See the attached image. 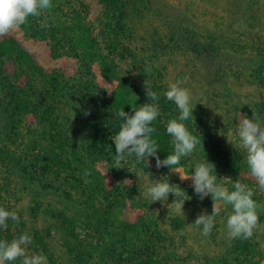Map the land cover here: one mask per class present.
<instances>
[{"label": "rangeland", "instance_id": "rangeland-1", "mask_svg": "<svg viewBox=\"0 0 264 264\" xmlns=\"http://www.w3.org/2000/svg\"><path fill=\"white\" fill-rule=\"evenodd\" d=\"M143 2L140 7L144 10L143 16H147L141 25L138 24V29L146 33H143V38L137 37L134 47L137 46L141 52L142 47L148 43L162 42L165 45V52H158L159 57L154 58V65L150 68L155 73L153 78L158 81L157 84H165L164 93L168 85L174 82L190 89L194 111L185 123L186 126L195 125L203 133L199 134L201 144L196 151L182 159L174 171L191 175L196 163L208 160L214 164L217 175L223 178L222 182L230 189L236 180L247 183L256 189L254 199L264 205V193L259 192L249 175L244 151L229 143L227 138L231 132L233 143H238L236 127L239 119L243 115L252 118L253 109L264 120V0ZM105 3V0H65V8H75L78 15L83 16L85 10L88 21L99 31L102 27L99 20L103 18ZM149 19L152 22L149 23ZM148 29L151 31L149 35ZM0 38L17 39L35 64L47 73L61 70L70 76L78 67L76 58L68 55L55 57L46 41L28 36L22 28ZM121 65L125 75L135 82L141 81L142 77L133 68ZM93 70L100 86L112 90L117 85L101 75V68L97 64ZM135 101L143 105L147 103V98L137 96ZM160 108L161 115L153 124L165 125V136L169 140L171 153L172 137L168 135L166 127L169 120L177 118L179 111L175 109L178 114L165 120L168 114L162 112L163 107ZM12 121L10 124L7 121L5 133H0V136L6 134L4 141L0 138V150L10 148L23 154L22 150L26 146L34 148L36 141L30 136L34 128H29L28 122L22 118ZM19 156L24 158V155ZM95 157H83L84 170L78 168L71 171V167H78L77 162L72 161L69 167V163L64 162L65 158L57 155L55 158L58 162H64L59 169L69 167V172L63 171L60 178H57V173L39 176V182L29 184L26 188L14 172V167L0 160V206L17 212L20 217L18 224L8 221L7 231L0 229V239L10 241L28 232L33 237L32 244L28 246L29 253H43L47 257V264H69L67 256L73 252L66 244L76 246L77 243L68 232L75 231L78 240H83L82 249L89 248L87 245L90 240H98L96 231L87 229L84 225L86 221L81 223L78 220L80 211L91 212L90 204L98 201L103 210L108 204L113 205L110 215L116 224H133L143 217L153 218L155 226L152 231L163 235L161 239L149 237L146 235L148 233H143L141 237L137 233L128 234L125 236V244H114L115 250L106 257L104 264H264V229L255 232L248 240L228 239L225 222L230 206L221 203V213L212 233L209 236L201 235L193 223L199 213L206 211L211 214L213 201L210 195L201 200L192 187L191 179L181 180L180 174L171 171L169 167L157 169L156 162L151 164V160L150 167L146 169L144 163L135 164V157H130L123 165L127 166V170L122 168L121 171H115L112 160H96ZM44 159L41 158L42 162ZM85 169L93 171L92 175L85 177ZM72 172L78 178L81 177L83 185L79 186L73 179H69L68 175ZM165 175L169 177L170 183L178 184L185 196H189L183 212L175 205L169 208L168 205L175 200L174 194H169L167 203L158 201L152 204L140 194L150 179L157 180ZM100 178L104 188L97 195L93 191ZM46 182L56 185L55 188L61 187V192L44 188L43 183ZM91 182L95 183L92 187L89 184ZM118 186L129 191L131 199L124 198L128 195L124 193L125 190L120 191ZM36 191L39 194L34 195V201L31 202V193ZM65 192L70 193L73 200ZM259 216L261 225H264V211H260ZM145 240L156 251L155 257L152 253H141L138 259L136 256L134 258L133 247L142 250L147 248Z\"/></svg>", "mask_w": 264, "mask_h": 264}, {"label": "trees", "instance_id": "trees-1", "mask_svg": "<svg viewBox=\"0 0 264 264\" xmlns=\"http://www.w3.org/2000/svg\"><path fill=\"white\" fill-rule=\"evenodd\" d=\"M105 2L103 18L99 20L102 25L99 31L88 21L85 10L84 16L78 15L75 8L67 10L65 0H52V8L41 17H30L28 24L22 27L28 36L46 41L55 57L68 55L77 59L78 67L70 76L61 70L47 73L35 64L17 39L0 38V133H5L4 126L7 127V121L10 124L11 120L16 122V118H22L28 122L29 128H34L29 135L36 141L34 148L26 146L22 150L23 154L10 148L0 150V160L14 167V172L22 179L21 184L24 187L39 182V176L57 173V178H60L63 171L69 172L72 161L77 162L78 167H71V171L78 168L84 170L85 163L82 159L86 156H96V160H112L115 155L112 137L120 130L123 122L117 113L124 110L134 114L132 105H141L135 101L137 96H144L147 103L149 102L145 92L146 80L159 95L162 112L168 114L165 120L178 114L176 105L164 96L165 84H157L158 81L153 78L155 73L150 69L154 65V58L159 57L158 52H165V45L162 42L148 43L142 47L141 52L137 46L134 47L137 37L143 38V33H146L138 29L147 16H143L144 10L140 7L144 4L143 0ZM41 23H46L48 27L42 28ZM150 33L148 29L147 35ZM95 64L101 68V75L108 82L117 83L112 90L98 84L93 70ZM121 64L133 68L142 77L141 81L135 82L125 75ZM154 127L156 132L153 133V139L160 148V158L164 159L171 149L165 136V125ZM187 127L198 138L199 134H203L195 125ZM2 136L0 138L4 141L6 134ZM19 155H24V158ZM57 155H62L69 167L59 169L64 162L59 163L55 158ZM41 158H45L43 162ZM150 160L151 164L156 162L154 157L149 158ZM144 165L146 169L149 168L147 161ZM123 168L127 170V166ZM68 176L79 186L84 184L81 177L78 178L73 172ZM93 179L96 180L94 176ZM100 179L93 191L97 195L104 188V182ZM43 184L44 188H51L55 192L62 190L48 182ZM89 184L92 187L95 183ZM118 189L125 190L121 186ZM124 193L128 195L124 198L131 199L129 191L125 190ZM31 194L32 202L33 196L39 193L36 191ZM66 194L73 200L70 193L65 192ZM82 195H85L84 191ZM112 206L108 204L103 210L98 201H95L89 206L91 212L78 213V220L81 223L86 221L84 225L87 229L96 231L98 240H90L87 245L89 248L82 249L83 240H78L75 231L68 232L77 243L76 246L66 244L67 248H71V253L73 252L71 256H67L70 259L69 264H104L106 257L115 250V245L127 242L125 236L128 234L137 233L141 237L143 233H148L146 235L149 237L163 238L161 232L152 231L155 226L153 218L143 217L133 224H116L110 215ZM148 242L145 240L147 248L143 250L134 246L133 257L138 259V254L141 253H152L155 257L156 251Z\"/></svg>", "mask_w": 264, "mask_h": 264}, {"label": "clouds", "instance_id": "clouds-1", "mask_svg": "<svg viewBox=\"0 0 264 264\" xmlns=\"http://www.w3.org/2000/svg\"><path fill=\"white\" fill-rule=\"evenodd\" d=\"M52 6V0H0V37L21 29L28 24L30 17H41ZM41 27L48 25L41 23ZM145 92L149 102L140 106L132 105L134 114L124 110L117 113L123 122L120 130L112 137L115 144L112 167L123 168L130 157H135V164L147 161V167H150L149 158L154 157L157 169L169 167L171 171L180 174L181 180L191 179L196 195L201 200L210 195L213 201L211 214L201 212L193 223L203 236H209L216 226V219L221 213V203L231 208L225 222L229 240H248L255 232L264 229L259 216V212L264 211V205L254 199L256 189L249 184L236 180L230 189L222 182L223 178L217 175L214 164L208 160L196 163L191 175L182 174L179 170L174 171L175 166L180 165L182 159L191 156L201 144V140L189 131L185 123L193 116L194 111L190 89L174 82L168 85L164 93L166 99L173 102L179 111L177 118L167 122L166 131L172 137L173 151L164 159L160 158V148L153 139V133L156 132L153 122L161 115L159 95L152 90L147 80ZM227 138L229 143L244 151L249 175L259 192L264 193V120L253 109L252 118L243 115L239 119L236 127L238 143H233L231 132ZM91 175V170L85 169L84 176ZM140 194L149 199L151 204L158 201L167 203L169 194H174L175 200L168 206L171 209L175 205L177 209H182V212L185 201L189 199L178 184L170 183L166 175L157 180L150 179ZM9 220L18 224L20 217L17 212L0 206V229L7 231ZM32 242L33 237L28 232L10 241L0 239V264H16L17 261L19 264H47V257L43 253H29L28 246Z\"/></svg>", "mask_w": 264, "mask_h": 264}]
</instances>
